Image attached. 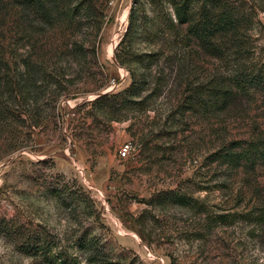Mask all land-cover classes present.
Masks as SVG:
<instances>
[{"label": "rangeland", "instance_id": "obj_1", "mask_svg": "<svg viewBox=\"0 0 264 264\" xmlns=\"http://www.w3.org/2000/svg\"><path fill=\"white\" fill-rule=\"evenodd\" d=\"M229 3L244 22L235 38H217V53L134 37L132 52H161L148 67L115 60L132 0H50L46 15L0 0V264H43L21 251L27 236L59 242L81 264L91 253L73 245L78 238L92 240L104 264H264V162L214 161L264 139L257 84L220 111L209 97L238 72L264 74V0ZM132 74L140 103L125 120L93 109ZM73 181L87 209L52 198L59 184L76 191ZM169 189L205 213L146 205Z\"/></svg>", "mask_w": 264, "mask_h": 264}, {"label": "trees", "instance_id": "obj_2", "mask_svg": "<svg viewBox=\"0 0 264 264\" xmlns=\"http://www.w3.org/2000/svg\"><path fill=\"white\" fill-rule=\"evenodd\" d=\"M49 2L50 0H23L28 7L42 6V15L50 13L51 7L47 8ZM243 22L244 16L229 3V0H132L127 28L115 60L119 64L135 62L150 67L161 52L158 50L140 54L132 52V40L142 33L152 42L157 39L167 43L168 46L187 47L195 41L210 50V53H217V38H221L220 40L235 38L239 35ZM131 79V84L124 91L118 94L100 95L90 102V105L96 111H104L106 116L125 120V112L140 103L136 98L139 96L141 85L134 74L131 75ZM229 84L228 88L219 87L215 92L210 93L209 97L214 100L212 105H215L219 111L225 109L236 94L250 93L254 90L251 87L255 84L264 96V74L259 72L250 75L238 72L231 78ZM186 103L188 110L193 108L192 97H189ZM117 116L120 118H116ZM214 161L233 168L244 165L252 169L264 162V139L237 142L235 146L216 153ZM72 185L77 188L76 191L68 189V183L59 184L52 190V198L58 203L78 202L87 209V199L82 189L74 181ZM146 205L153 208L171 205L201 214L206 211L192 197L175 189L156 193L146 201ZM217 218L218 223L225 224V216H217ZM1 230L7 233L5 226H2ZM73 245L83 249L85 253H91L88 254L85 264H104L98 260V248L94 246L92 240L78 238ZM19 247L29 257L40 258L43 264H81L78 256L59 247V242H48L45 236H27Z\"/></svg>", "mask_w": 264, "mask_h": 264}, {"label": "built area", "instance_id": "obj_3", "mask_svg": "<svg viewBox=\"0 0 264 264\" xmlns=\"http://www.w3.org/2000/svg\"><path fill=\"white\" fill-rule=\"evenodd\" d=\"M111 85H114V83H111ZM129 151H130V144L126 143L120 148L118 155L120 158L125 159L128 156Z\"/></svg>", "mask_w": 264, "mask_h": 264}]
</instances>
